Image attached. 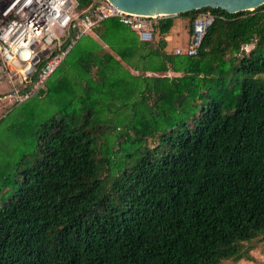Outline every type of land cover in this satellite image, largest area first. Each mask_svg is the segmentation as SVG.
I'll return each mask as SVG.
<instances>
[{"label":"trees","instance_id":"trees-1","mask_svg":"<svg viewBox=\"0 0 264 264\" xmlns=\"http://www.w3.org/2000/svg\"><path fill=\"white\" fill-rule=\"evenodd\" d=\"M200 11L215 20L198 55L166 50L170 16L157 25L158 41H145L143 66L133 65L179 75L152 77V85L143 75V87L134 73L115 77L118 61L96 52L100 77L80 96L56 98L52 108L50 98L43 112L23 116L35 148L13 163L12 186L0 174V192L8 195L0 202V264L254 260L247 244L264 241V4L177 15L189 17L190 34ZM98 28L129 61V27L110 18ZM107 86L132 98L133 134L122 158L99 140L109 128L103 115L110 109L100 97ZM156 134L157 144L148 146Z\"/></svg>","mask_w":264,"mask_h":264},{"label":"built area","instance_id":"built-area-1","mask_svg":"<svg viewBox=\"0 0 264 264\" xmlns=\"http://www.w3.org/2000/svg\"><path fill=\"white\" fill-rule=\"evenodd\" d=\"M86 2L80 8L79 0H0V88L9 84L16 102L39 94L78 41L102 22L117 18L142 40L152 41L159 21L170 17L128 13L110 0ZM214 20L212 12L200 11L187 44L175 53L198 55Z\"/></svg>","mask_w":264,"mask_h":264},{"label":"rangeland","instance_id":"rangeland-1","mask_svg":"<svg viewBox=\"0 0 264 264\" xmlns=\"http://www.w3.org/2000/svg\"><path fill=\"white\" fill-rule=\"evenodd\" d=\"M188 18H186L187 21L185 25H182L180 22L182 21V18H176L175 27L173 28L171 34H165L169 43L168 48H175L176 46L183 45L182 43H179V38L183 35L184 31L187 30L190 32V21ZM184 28L186 30H184ZM103 29H96L98 37L95 38V40L97 41V44H94V42L90 40L91 37H84L82 40L80 39L77 45H75V48L72 50L70 56L63 61L64 63L62 66L59 67L57 71L48 79L46 84L42 87L40 93L24 103H18L14 98H12V96H10L11 87L9 84L7 87L3 86L6 84L5 82L1 84L3 88H0V91L3 93H0V174H2L4 182H9V187L12 186V182L15 181V178L18 177V170L15 168L13 163H16L24 152L27 151L28 153H31L35 148L34 140L31 136L26 134L28 128H26V123L23 121V116L26 113H31V115L35 116L38 112H43L45 110V105L50 98H53V103L51 104L52 108L56 98L68 100L73 97L80 96L83 93L84 85L86 86L87 82L90 83V78L98 79L100 77L98 69L100 64L95 60L94 53L96 54V52H98L101 54V52H106L112 55L118 61L115 65H111L116 66L117 68V74L115 77H120L125 74L127 77L134 73L135 75H139L137 77L142 79L141 82L136 81V83H140L142 86L146 82L142 77L143 75H145L146 78H150L149 82L151 85L152 77H164L166 75L168 77H174L179 75L171 71L168 73H160L146 69L142 71L137 70L133 65L136 63L138 64L137 67L143 66V61L146 60H143L141 55H144V53H140V50L136 47H129L132 49V53L127 54L130 62L126 61L120 55V51H123L124 49L121 44H115L113 48L103 38H101L100 32H104ZM128 30V28L124 30L126 41L123 45L125 46H130L127 42L131 43L134 39L131 32ZM172 35H179L180 37L174 38ZM104 57V60H106L107 56L104 55ZM100 68L103 70L102 67ZM129 80H131V78ZM122 93L123 91H119L118 88L107 86L106 88H103V96H100L103 105H106L110 110H108L109 112L107 114L103 115V122L108 124L109 128L100 131L99 140L101 147L105 150L115 151L118 149V153L115 158H122L125 154L123 153L125 152L123 150V146L126 145L125 139L128 137V134H133L132 130L129 128V124L131 122L130 117L133 112L130 108V102L128 101L132 98H125V94ZM114 94L117 95L116 98H114ZM138 98L139 96L137 95L136 99ZM151 100L152 98L150 101ZM37 101L38 103L34 105L30 111H28L29 109L26 110L30 104ZM117 109H119V111L114 113L113 110ZM158 139L159 137L157 134L153 137L150 136L146 140V144L153 147L157 144ZM24 143L27 144L26 148L23 147ZM112 157L114 158V156ZM7 196L8 195L5 190L1 191L0 202L7 199ZM247 245H250L252 248L250 254L254 257V260H228L226 261V264H264V241H262L261 238H258L252 241L251 244Z\"/></svg>","mask_w":264,"mask_h":264},{"label":"water","instance_id":"water-1","mask_svg":"<svg viewBox=\"0 0 264 264\" xmlns=\"http://www.w3.org/2000/svg\"><path fill=\"white\" fill-rule=\"evenodd\" d=\"M119 9L144 15L177 16L206 7H220L230 13L253 10L264 0H110Z\"/></svg>","mask_w":264,"mask_h":264},{"label":"crops","instance_id":"crops-1","mask_svg":"<svg viewBox=\"0 0 264 264\" xmlns=\"http://www.w3.org/2000/svg\"><path fill=\"white\" fill-rule=\"evenodd\" d=\"M176 18H182V21H180L182 25H185V23H186V21H187V20H186V17H181V16H177V17H175L173 27H172L171 30H170L168 33H166V34H171L173 28L175 27V21H176ZM128 29H129L128 31L131 32L132 37H133L134 39L132 40L131 43H129V42H127V43H128L129 45L132 44L133 47L136 46V48L140 50V53H146L145 48H144V46H145V41H143V40L140 38V36H139L135 31H133V30L130 29V28H128ZM182 29H183V28H182ZM184 30H186V29L184 28ZM174 33H176V32H174ZM156 34H157V32H156ZM172 36H173L174 38L180 37L179 35H172ZM84 37L97 38V37H98V35H97V31H93V32L90 33V34L83 36V37L81 38V40H82ZM189 37H190V32H188L187 30L184 31L183 35H181V37L179 38V43H182V44H183L182 46H185V45L187 44L188 40H189ZM165 38H166V37H165ZM158 39H159L158 35H155V40L158 41ZM166 40H167V39H166ZM79 41H80V40H79ZM168 46H169V43H168V40H167L166 50H168V51L173 50V51H174L177 47H179V46H176L175 48H168ZM71 52H72V51H71ZM71 52H70V54H71ZM69 56H70V55H69ZM69 56H68V57H69ZM68 57H67V58H68ZM67 58H66V59H67ZM66 59H65V60H66ZM63 63H64V62H63ZM63 63H62V64H63ZM62 64L60 65V67L62 66Z\"/></svg>","mask_w":264,"mask_h":264}]
</instances>
